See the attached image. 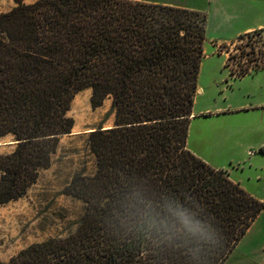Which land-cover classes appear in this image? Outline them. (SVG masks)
<instances>
[{"label":"trees","instance_id":"obj_1","mask_svg":"<svg viewBox=\"0 0 264 264\" xmlns=\"http://www.w3.org/2000/svg\"><path fill=\"white\" fill-rule=\"evenodd\" d=\"M15 3L0 12V140L17 142L0 153V205L51 166L78 92L91 88L94 108L110 96L116 116L89 132L94 174L66 188L85 204L76 231L0 264H224L264 201L187 144L208 13L151 0ZM237 39L257 63L236 72L229 55L225 67L259 70L263 29Z\"/></svg>","mask_w":264,"mask_h":264},{"label":"crops","instance_id":"obj_2","mask_svg":"<svg viewBox=\"0 0 264 264\" xmlns=\"http://www.w3.org/2000/svg\"><path fill=\"white\" fill-rule=\"evenodd\" d=\"M185 7L206 8L207 31L215 34L219 43H229L254 30L263 29L264 35V0H214L207 7ZM205 58L204 54L197 92L203 102L194 103L188 147L206 162L227 170L231 179L264 201V64L257 71L236 76L221 60L220 82L207 85L200 83ZM224 264H264V210Z\"/></svg>","mask_w":264,"mask_h":264},{"label":"rangeland","instance_id":"obj_3","mask_svg":"<svg viewBox=\"0 0 264 264\" xmlns=\"http://www.w3.org/2000/svg\"><path fill=\"white\" fill-rule=\"evenodd\" d=\"M15 1L0 0V11L11 9L16 4ZM213 1L161 0L178 7L189 5L207 7ZM204 11L208 13L206 8ZM214 35L207 31L205 70L200 79L201 84L211 85L215 80L220 82L222 70L219 63L221 60L226 61L229 55L230 63L236 72L241 70V65L257 63L255 59H250L251 55L244 53L250 48L245 45L247 39L243 41L237 39L233 43L229 42L228 48H222V42L219 43ZM261 40L262 37L258 40L259 47H263ZM220 50L222 55L219 54ZM91 96L92 89L85 88L72 100L69 115L74 118L75 126L71 133L61 135L51 166L41 171L40 177L26 194L0 205L1 260H9L32 243L54 237H66L79 227L85 204L76 196L67 193L66 188L76 174H94L97 161L89 144V132L105 126L112 127L116 116L113 99L110 96L96 108L91 104ZM197 100L200 104L203 102V96L197 94L196 102ZM16 143L12 136L1 139L0 153L10 152Z\"/></svg>","mask_w":264,"mask_h":264},{"label":"clouds","instance_id":"obj_4","mask_svg":"<svg viewBox=\"0 0 264 264\" xmlns=\"http://www.w3.org/2000/svg\"><path fill=\"white\" fill-rule=\"evenodd\" d=\"M181 220L182 222L187 223V219L185 217L181 216Z\"/></svg>","mask_w":264,"mask_h":264},{"label":"water","instance_id":"obj_5","mask_svg":"<svg viewBox=\"0 0 264 264\" xmlns=\"http://www.w3.org/2000/svg\"><path fill=\"white\" fill-rule=\"evenodd\" d=\"M14 142H16V141L14 140Z\"/></svg>","mask_w":264,"mask_h":264}]
</instances>
